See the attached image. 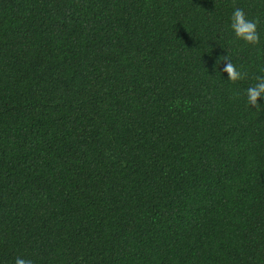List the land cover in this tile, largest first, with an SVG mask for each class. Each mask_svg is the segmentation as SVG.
Segmentation results:
<instances>
[{
	"label": "trees",
	"instance_id": "1",
	"mask_svg": "<svg viewBox=\"0 0 264 264\" xmlns=\"http://www.w3.org/2000/svg\"><path fill=\"white\" fill-rule=\"evenodd\" d=\"M262 69L264 0H0V264H264Z\"/></svg>",
	"mask_w": 264,
	"mask_h": 264
},
{
	"label": "clouds",
	"instance_id": "2",
	"mask_svg": "<svg viewBox=\"0 0 264 264\" xmlns=\"http://www.w3.org/2000/svg\"><path fill=\"white\" fill-rule=\"evenodd\" d=\"M230 20V27L236 38L243 40L246 44H259L260 35L257 26L260 23V20L258 17L249 19L242 8L234 7ZM221 61L224 62V66L220 71L227 73V79L232 83H237L249 78V73L241 70L243 68L242 65L238 68L236 64L232 62L229 54L219 57L216 61V65L219 66ZM261 71L264 72V69ZM252 79L255 83L250 84L244 91L246 102L251 107L262 109L264 106L261 105L260 101L264 99V75H254ZM239 95L240 93L237 92L236 96ZM15 264H34V262L32 259L17 256Z\"/></svg>",
	"mask_w": 264,
	"mask_h": 264
}]
</instances>
